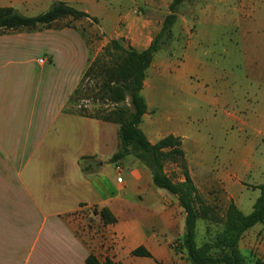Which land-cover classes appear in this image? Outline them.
Segmentation results:
<instances>
[{
  "label": "crops",
  "instance_id": "1",
  "mask_svg": "<svg viewBox=\"0 0 264 264\" xmlns=\"http://www.w3.org/2000/svg\"><path fill=\"white\" fill-rule=\"evenodd\" d=\"M4 1L0 8L11 7L24 15L48 0ZM171 3L166 4L168 11ZM194 7L190 14L184 12V85L190 68L195 67L190 52L197 46L194 40L211 37L209 31H195ZM84 12L97 18L112 39H126L139 52L151 46L164 22L159 25L153 17L144 21L126 16L127 24L120 31L121 13L104 18ZM54 25L41 31L0 33V264H87L91 254L101 262L191 264L183 251L174 248L186 234V213L178 198L157 188L152 172L133 156L118 164L110 162L120 148L119 126L66 112L90 57L78 27ZM71 36L78 37V49L68 43ZM155 55L147 75L155 65ZM42 58L43 64L39 62ZM258 71L257 80L264 84V70L258 67ZM146 80L142 95L148 112L140 129L151 144L169 135L180 137L186 156L188 149L192 160L204 167L205 158L190 145L187 133L179 129L163 133L165 125L151 114L154 108ZM255 119L260 127L257 136L264 137V116ZM84 158L90 164L88 172L81 166ZM108 162L119 175L111 189L103 175ZM222 181L229 202L250 214L259 196L254 201L246 199L245 186H237L238 193H233L231 179L225 176ZM247 206L249 212L243 210ZM104 207L116 223L106 225L97 216L101 224L91 226L76 219L84 209ZM259 233H245L240 249L259 239L263 252L264 237ZM138 248H145L151 257L132 255Z\"/></svg>",
  "mask_w": 264,
  "mask_h": 264
},
{
  "label": "rangeland",
  "instance_id": "2",
  "mask_svg": "<svg viewBox=\"0 0 264 264\" xmlns=\"http://www.w3.org/2000/svg\"><path fill=\"white\" fill-rule=\"evenodd\" d=\"M55 1L41 2L24 15L43 14ZM67 1H71L70 5L77 10L104 18L106 14L121 13L122 31L127 24L124 23L126 16L144 21L153 17L160 25L169 14L166 4L173 0ZM194 2H198L196 7L192 6ZM5 3L0 0V7ZM191 7L196 11L195 31L200 34L209 31L211 37H196L194 40L197 46L194 43L190 52L195 67L190 68L184 85V43L187 39L184 36V12L190 14ZM192 18L189 15L190 22H193ZM66 24L78 27L85 38L89 63L114 38L102 29L100 21L65 19L58 23L59 26ZM173 31L164 51L155 55L158 57L148 72L146 83L154 108L151 114L165 125H162L163 133L182 130L188 134L190 145L196 146L199 155L205 158L203 167L192 160L190 150L187 149V156L185 154L188 172L208 209L207 217L199 218L196 223L194 239L197 247H201L214 243L223 230L225 211L234 203L228 200L223 178L231 179L233 193H238L237 186H245V198L252 201L260 195L258 187L264 183V137L257 136L260 127L255 119L264 116V84L257 80L258 67L264 70V0H185L179 8ZM244 33L247 38H242ZM78 37L68 38V43L76 49ZM81 105L90 112L96 109L90 101L73 102L67 109L79 110ZM182 164L174 157H168L164 162L165 173L175 183L185 182ZM103 175L110 189L118 182L116 167L109 162ZM121 177L125 179L126 175ZM243 210L250 211L248 206ZM93 211L94 208H90L78 212L77 221L98 226L101 220ZM251 230L254 233L260 231L258 236L262 234L264 237V224ZM258 243L259 239L253 246L240 250L250 260L264 257ZM179 249L184 250L181 246ZM183 252L188 257L187 251Z\"/></svg>",
  "mask_w": 264,
  "mask_h": 264
},
{
  "label": "trees",
  "instance_id": "3",
  "mask_svg": "<svg viewBox=\"0 0 264 264\" xmlns=\"http://www.w3.org/2000/svg\"><path fill=\"white\" fill-rule=\"evenodd\" d=\"M185 0H173L169 6V14L165 17L160 32L155 36L151 46L142 52L135 50L124 39L110 40L102 49V53L87 66L80 84L69 98L67 106L73 102L90 101L96 109L90 112L85 105L79 110L66 112L82 117L102 120L119 126V151L112 157L111 163H121L128 156L146 166L153 176L154 185L178 197L180 206L186 213V234L180 240V246L187 251V260L191 264H264V257L250 260L240 250V242L245 233L258 224H264V183L258 187L260 195L250 214H244L231 203L223 218V230L216 236L214 243L197 247L195 243L196 223L199 218L207 217L203 199L197 192L185 162V152L180 137L169 135L156 144H151L140 125L148 107L142 90L147 77V71L152 64L154 55L164 49L172 39L173 27L178 19V11ZM71 18L73 21L88 19L98 23L97 18L91 17L84 11L56 1L50 9L38 16L27 17L14 8H0V33L18 31H41L71 27L66 24L59 26L62 20ZM168 157L182 161L184 169V183H175L164 171V162ZM87 158L81 160L82 169L90 170ZM95 216H99L106 225L117 222L109 208L96 209ZM183 250V251H184ZM132 255L151 257L145 248L136 249ZM87 264H121L107 260L105 262L91 254Z\"/></svg>",
  "mask_w": 264,
  "mask_h": 264
},
{
  "label": "built area",
  "instance_id": "4",
  "mask_svg": "<svg viewBox=\"0 0 264 264\" xmlns=\"http://www.w3.org/2000/svg\"><path fill=\"white\" fill-rule=\"evenodd\" d=\"M41 64H43L45 62L44 58L40 59L39 61Z\"/></svg>",
  "mask_w": 264,
  "mask_h": 264
}]
</instances>
